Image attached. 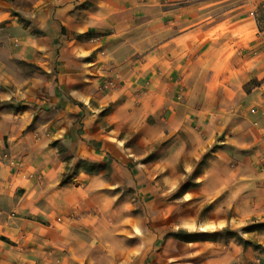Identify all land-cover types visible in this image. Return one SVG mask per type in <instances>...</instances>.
I'll use <instances>...</instances> for the list:
<instances>
[{
	"label": "crops",
	"instance_id": "obj_1",
	"mask_svg": "<svg viewBox=\"0 0 264 264\" xmlns=\"http://www.w3.org/2000/svg\"><path fill=\"white\" fill-rule=\"evenodd\" d=\"M209 2L0 0V264H264V227L147 236L185 199L264 222V52Z\"/></svg>",
	"mask_w": 264,
	"mask_h": 264
},
{
	"label": "rangeland",
	"instance_id": "obj_2",
	"mask_svg": "<svg viewBox=\"0 0 264 264\" xmlns=\"http://www.w3.org/2000/svg\"><path fill=\"white\" fill-rule=\"evenodd\" d=\"M210 1L209 5L205 6L204 11L207 12L208 16H211L209 20L211 24L219 23L225 21L223 24L218 26V30L223 35L222 40L227 41V47L233 45L232 43L236 40H241L239 42L240 49H244L243 45H249L250 40L255 39L258 42V49L264 52V0H205ZM254 20L258 27L257 29L251 30L244 28L243 26L238 27L247 20ZM237 27V28H236ZM235 30L234 36H232L231 31ZM257 36V37H256ZM232 37V39H231ZM216 39V37H214ZM259 72L262 74L261 78H264V54L260 57L258 63ZM258 79H251L248 86L259 83ZM157 147L159 144L156 145ZM192 182L184 183L178 190V195L183 192L184 187L190 185ZM207 199H195L188 201L185 199L181 205L176 206L175 210H168L164 214V219L162 223L155 227L154 223L149 219L147 221V236L152 231H156L162 236L160 241H163L162 246L157 249L167 256L174 249H179L182 251L187 250L185 242L186 239H203L206 237H218L219 231L222 229L224 234L227 236H234L239 240L245 241V237L252 228L261 229L264 222L250 223V220L243 221L241 225L234 228L235 223L228 224L223 227H213L208 233H203V230H199V227L195 229V223L200 226L206 221H210L212 224H218L220 220L229 218L232 216V211L226 210H213L214 203ZM179 226V227H177ZM184 226V227H182ZM179 236L180 238H178ZM175 238L183 243H178V247L172 245L167 239ZM182 238V239H181Z\"/></svg>",
	"mask_w": 264,
	"mask_h": 264
},
{
	"label": "trees",
	"instance_id": "obj_3",
	"mask_svg": "<svg viewBox=\"0 0 264 264\" xmlns=\"http://www.w3.org/2000/svg\"><path fill=\"white\" fill-rule=\"evenodd\" d=\"M189 187H190V185H188V186H185V187H184V190H185V189H187V188H189ZM262 225H263V227H264V224H262ZM177 237H178V238H180L179 236H177ZM181 239H182V238H181ZM186 240H187V241H189V240H190V238H189V239H186ZM242 241H243V240H242Z\"/></svg>",
	"mask_w": 264,
	"mask_h": 264
},
{
	"label": "built area",
	"instance_id": "obj_4",
	"mask_svg": "<svg viewBox=\"0 0 264 264\" xmlns=\"http://www.w3.org/2000/svg\"><path fill=\"white\" fill-rule=\"evenodd\" d=\"M112 83L111 82H107L103 85L104 88H107L109 85H111Z\"/></svg>",
	"mask_w": 264,
	"mask_h": 264
}]
</instances>
